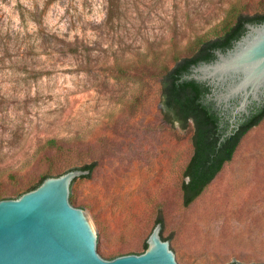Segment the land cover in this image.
<instances>
[{
    "label": "rangeland",
    "instance_id": "1",
    "mask_svg": "<svg viewBox=\"0 0 264 264\" xmlns=\"http://www.w3.org/2000/svg\"><path fill=\"white\" fill-rule=\"evenodd\" d=\"M234 1L0 0V192L96 163L75 207L105 259L144 252L161 219L181 264H264V119L185 207L194 126L164 114V74Z\"/></svg>",
    "mask_w": 264,
    "mask_h": 264
},
{
    "label": "water",
    "instance_id": "2",
    "mask_svg": "<svg viewBox=\"0 0 264 264\" xmlns=\"http://www.w3.org/2000/svg\"><path fill=\"white\" fill-rule=\"evenodd\" d=\"M245 28L231 49L215 51L213 61L194 65L181 79L209 87L206 101L221 112L220 127L229 124L221 142L250 117L253 105L264 102V23ZM89 173L73 169L46 178L17 199L0 201V264H181L177 251L162 239L161 222L144 253L105 259L87 212L75 207V186Z\"/></svg>",
    "mask_w": 264,
    "mask_h": 264
},
{
    "label": "trees",
    "instance_id": "3",
    "mask_svg": "<svg viewBox=\"0 0 264 264\" xmlns=\"http://www.w3.org/2000/svg\"><path fill=\"white\" fill-rule=\"evenodd\" d=\"M226 14L219 26L214 28L212 36L205 34L199 37L197 53L180 60L163 77L162 91L165 117L171 116V122H178L184 129L187 128L190 122L194 126V153L185 169L184 177L186 180L182 184L183 204L185 207H189L202 195L204 190L222 171L225 164L232 161L242 138L264 119L263 110L236 135L221 142L222 134L219 132L218 116L211 110L210 105L203 104V100L209 92V87L195 81H181L185 74L190 73L194 65L213 61L215 59V51L222 50L225 52L231 49L234 43L245 34V25L247 23H264V12L254 15L246 14L245 8L239 0L230 3ZM55 143L56 140L47 142L49 145ZM96 166L97 164L93 163L82 167L81 169L90 171L89 175L83 178H90ZM68 171L54 174L53 170H49L40 178L37 184L0 192V201L17 199L22 194L36 189L46 178L59 177ZM76 181L77 179L74 180L72 186ZM71 204L73 205V203ZM159 222L163 224L161 219H158L157 223ZM162 239L170 241L169 237L164 238L162 236ZM146 249L147 244L144 252ZM123 255L129 254L113 256L111 259Z\"/></svg>",
    "mask_w": 264,
    "mask_h": 264
},
{
    "label": "flooded vegetation",
    "instance_id": "4",
    "mask_svg": "<svg viewBox=\"0 0 264 264\" xmlns=\"http://www.w3.org/2000/svg\"><path fill=\"white\" fill-rule=\"evenodd\" d=\"M209 93V92H208ZM207 93V94H208ZM206 94V95H207ZM203 104H206V105H210L211 106V110L218 116V119H219V132H220V134H222V136L226 133V130L228 129V127H229V124L227 123L226 124V126L224 127V128H221L220 127V125H221V120H222V118H221V112L220 111H218V110H216L215 109V106H214V104L213 103H208L207 101H206V96H205V98H204V100H203ZM264 110V102H263V104L261 105V106H259V107H257V106H255V105H253L252 107H251V109H250V117L249 118H246V119H244L243 120V122H241L240 123V126H239V128L235 131V133H234V135H236L244 126H246V124L248 123V122H250V121H252L253 119H254V117L256 116V115H258V114H260L262 111ZM233 135V136H234ZM221 136V137H222Z\"/></svg>",
    "mask_w": 264,
    "mask_h": 264
}]
</instances>
